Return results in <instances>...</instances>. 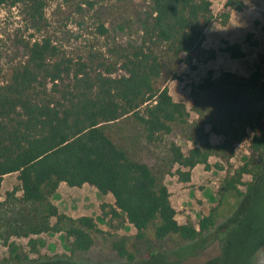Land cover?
<instances>
[{
    "label": "trees",
    "instance_id": "16d2710c",
    "mask_svg": "<svg viewBox=\"0 0 264 264\" xmlns=\"http://www.w3.org/2000/svg\"><path fill=\"white\" fill-rule=\"evenodd\" d=\"M83 2L94 7L90 0ZM0 4L22 7L31 28L42 32L40 37L32 35L26 42V58L0 80V237L64 233L73 252L89 250L97 230L94 217L69 216L51 197L63 182L90 184L114 196L109 210L107 203L102 205L106 214L122 212L135 227L133 238L113 242L118 255L133 262L137 244L148 237L194 241L211 232L224 207L245 194L241 185L246 184V175L258 180L256 184L264 181L263 71L256 69L248 76L224 71L216 78L210 70L192 83L196 119L163 83L167 68L175 70L182 60L191 62L201 49L205 30L215 19L211 0H150L151 19L140 45L122 43L98 21L97 34L105 38L104 45L77 53L68 52L46 31L47 0ZM76 6L84 11L80 3ZM244 6L243 0L225 4L229 11ZM229 11L223 13L224 22ZM252 37L248 33L247 41L256 45ZM223 50L235 59L246 55L240 43H227ZM200 54L213 58L217 51L202 49ZM212 132L223 141L214 144ZM176 134L199 144L185 151L170 139ZM246 137L250 157L228 169L219 203L200 219L199 227L180 223L165 176L177 174L189 182L197 165L224 169L221 162L213 165L211 158L230 162L236 144ZM164 144L166 153L158 157L156 167L142 159L145 150ZM11 173H18L20 184L10 195L18 191L21 195L6 208L2 185ZM230 230L220 233V240ZM30 244L35 250L37 239L31 238ZM9 250L11 261L27 258L14 241Z\"/></svg>",
    "mask_w": 264,
    "mask_h": 264
},
{
    "label": "rangeland",
    "instance_id": "374dc122",
    "mask_svg": "<svg viewBox=\"0 0 264 264\" xmlns=\"http://www.w3.org/2000/svg\"><path fill=\"white\" fill-rule=\"evenodd\" d=\"M47 1L46 31L70 53L99 49L104 45L105 38L97 34L98 21L104 22L111 34L122 43L140 45L151 19L150 0H90L94 3L93 8L83 0ZM243 1V10L229 11L225 7L227 0H211L215 19L205 30L200 50L215 49V57L200 54L198 50L191 62L182 60L175 70L167 68L165 71L163 83L168 85L175 100L186 103L193 119L197 115L192 111V83L200 82L210 70L216 78L224 71L240 76H248L256 69L264 72V0ZM76 3H80L84 11L79 10ZM227 10L230 17L224 22L223 13ZM248 33H253L256 45L247 41ZM41 34L31 28L22 7L0 4V80H5L10 70L26 58V42L32 40V35L40 37ZM227 43H240L246 55L240 59L232 58L223 50ZM185 57L182 56L183 59ZM206 127L210 130L209 125ZM170 139L176 140L185 151L199 144L181 134ZM223 139V136L211 133L214 144L221 143ZM249 147L250 138L246 137L236 144L230 162L216 156L211 158L213 165L221 162L224 169L216 166L207 169L204 165H197L189 182L181 181L177 174L165 176L164 181L180 223H192L199 227L200 219L219 203V189L228 169L246 162L251 154ZM166 150V144L151 146L141 156L156 167L158 157L164 156ZM176 169L177 166L173 171ZM253 178L251 175L244 177L246 184L241 188L245 194L239 200L232 199L224 207L223 215L211 232L201 234L194 241L148 237L137 244L133 262L120 257L113 248L115 240L133 238L136 234L135 227L124 213L114 216L103 210L104 203L108 204L106 210L111 208L114 196L103 194L90 184L69 186L63 182L51 199L61 212L69 216L94 217L97 222V230L93 233L94 245L87 251L73 252L66 235L53 232L29 237L13 235L9 240L0 237V264H264V181L256 184L258 180ZM19 184L18 173L4 176L2 200L6 208L21 195L20 191L15 196L10 195ZM255 184L252 192L248 191V187ZM10 214L6 213L7 216ZM227 228H231L230 233L220 240V233ZM31 238L37 239L35 250L31 248ZM12 241L27 254L24 261L9 259V243Z\"/></svg>",
    "mask_w": 264,
    "mask_h": 264
}]
</instances>
